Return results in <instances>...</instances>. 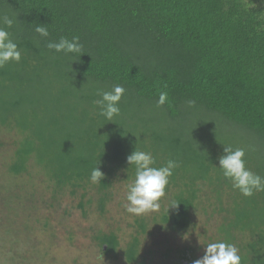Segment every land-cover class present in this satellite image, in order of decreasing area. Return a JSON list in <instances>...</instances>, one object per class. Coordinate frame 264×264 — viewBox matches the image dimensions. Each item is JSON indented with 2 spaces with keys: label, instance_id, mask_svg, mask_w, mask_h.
Listing matches in <instances>:
<instances>
[{
  "label": "trees",
  "instance_id": "16d2710c",
  "mask_svg": "<svg viewBox=\"0 0 264 264\" xmlns=\"http://www.w3.org/2000/svg\"><path fill=\"white\" fill-rule=\"evenodd\" d=\"M0 27L21 51L0 68V264H193L216 241L264 264V192L243 196L218 168L224 146L242 148L264 177V0H0ZM73 36L81 55L47 48ZM116 85L107 121L93 101ZM135 148L180 163L140 216L125 210Z\"/></svg>",
  "mask_w": 264,
  "mask_h": 264
},
{
  "label": "clouds",
  "instance_id": "9594fccd",
  "mask_svg": "<svg viewBox=\"0 0 264 264\" xmlns=\"http://www.w3.org/2000/svg\"><path fill=\"white\" fill-rule=\"evenodd\" d=\"M3 24L11 27L14 20L4 16ZM35 31L42 37H48L49 32L46 24H37ZM78 36H73L71 40L61 37L58 42H49L47 48L56 53L82 54V44ZM21 60V51L18 44L11 39L10 33L3 27H0V68L10 62L19 63ZM126 89L121 85H116L111 91L98 90L100 97L93 103L99 109V115L107 121H113L120 115L119 102L125 94ZM168 101L167 92H161L156 102V107L165 105ZM194 101H189L191 106ZM224 154L219 157L218 168L222 175L231 181L233 189L245 197H251L256 192H264V177L253 173L246 167L245 150L242 148L233 149L230 146H224ZM129 166H134V179L128 184L126 193L125 210L132 215L140 216L149 211H155L160 207L159 201L165 196V189L169 184L170 177L180 163L169 159L165 165L155 167V157L151 152H146L135 148V150L126 158ZM217 167V166H216ZM104 173L98 167H94L90 173L92 183H101ZM170 208H178L173 203ZM168 209V211H169ZM193 264H241V257L235 245L224 241L210 242L206 245L204 255L193 261Z\"/></svg>",
  "mask_w": 264,
  "mask_h": 264
},
{
  "label": "rangeland",
  "instance_id": "374dc122",
  "mask_svg": "<svg viewBox=\"0 0 264 264\" xmlns=\"http://www.w3.org/2000/svg\"><path fill=\"white\" fill-rule=\"evenodd\" d=\"M73 214H72V221L74 223L79 222L81 219H80V214L78 211L74 210L73 209ZM86 223L87 225L85 227H87L88 225L91 226V225H98V224H101V221L97 220L95 218V216H89L88 217V220H86ZM83 238V237H82ZM80 237V239H82ZM79 239V240H80ZM83 242V243H88L89 245V241L87 239H82L80 240V242ZM88 241V242H87ZM55 249L58 250V254L61 256V258L67 262H70L75 256H77V251L75 249H73L72 247H70V245H68V243H66L65 241L63 240H58V242L56 243V246H55ZM99 252L96 248L92 247V246H89L82 254V262L86 263V262H95V260L97 259V256H98Z\"/></svg>",
  "mask_w": 264,
  "mask_h": 264
}]
</instances>
